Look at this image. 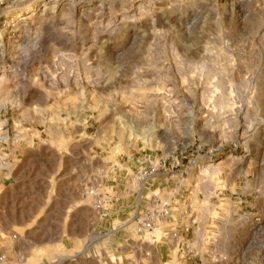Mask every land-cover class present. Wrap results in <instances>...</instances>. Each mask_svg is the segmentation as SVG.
<instances>
[{"label": "rangeland", "instance_id": "rangeland-1", "mask_svg": "<svg viewBox=\"0 0 264 264\" xmlns=\"http://www.w3.org/2000/svg\"><path fill=\"white\" fill-rule=\"evenodd\" d=\"M39 1L0 0V264H264V0H42L15 20ZM128 172L164 173L174 251L152 208L146 237L119 223L73 250L12 212L70 181L107 210Z\"/></svg>", "mask_w": 264, "mask_h": 264}, {"label": "crops", "instance_id": "crops-1", "mask_svg": "<svg viewBox=\"0 0 264 264\" xmlns=\"http://www.w3.org/2000/svg\"><path fill=\"white\" fill-rule=\"evenodd\" d=\"M163 174L157 173L152 177H136L132 172L125 173L122 179L123 184L119 188H117L118 185L111 186L116 193L109 201L110 204L107 210H100L97 207L96 198L98 197L88 195L90 199L89 197L84 198L82 194H77L70 181L65 184L64 191L57 192L58 197L49 205L45 203V197L42 201L34 202V196L29 194L27 197L28 199L31 198L32 202H27L28 206L24 205L21 202L24 196L20 193L19 201H12V212L20 215L30 213L34 218L35 215L43 212L44 216L40 219L41 221L38 220V223L43 224L41 229H43L42 237L45 241L44 248L55 245L73 250L76 247L87 245L84 233L90 231V229L110 228L113 231L119 223L122 225L128 223L126 230L129 238L146 237L145 234L136 233V230L139 227L141 228V221H144L143 217L146 210L152 211L154 209L153 212H156L153 219L155 222L154 229L155 231L160 230L163 237L159 238L160 242L155 241L152 239L155 236V231H152L149 239L153 241L152 245L154 244L158 248V253H163L165 246L166 249L169 248L172 251L173 248L174 251V243L165 236V233L178 228L179 224L173 218L178 213L171 211V218H165L167 211L174 210V207L171 203L161 199L164 192L160 183L164 180ZM117 181H119L118 177ZM28 185L30 187L31 183ZM163 219L165 220L162 221ZM86 260L98 261L96 257L86 258Z\"/></svg>", "mask_w": 264, "mask_h": 264}, {"label": "bare ground", "instance_id": "bare-ground-1", "mask_svg": "<svg viewBox=\"0 0 264 264\" xmlns=\"http://www.w3.org/2000/svg\"><path fill=\"white\" fill-rule=\"evenodd\" d=\"M45 1V0H44ZM49 2V1H48ZM45 4L43 3V1H39L38 3H36L33 8H30V9H27L23 12H20L16 17H15V20H18L20 19L22 16L24 15H28L27 17H30V16H33V15H36V14H39V13H44L45 12ZM48 8V7H47ZM53 8V7H52ZM50 11V10H49ZM48 12V11H47ZM18 13V12H17ZM37 16V15H36ZM20 20H24V17L23 19H20ZM25 23V22H24ZM27 25V24H26ZM9 28V27H8ZM15 33V32H14ZM20 34V33H19ZM9 40V39H8ZM16 40H19V39H16ZM10 41V40H9ZM9 44V43H8ZM203 47V46H202ZM1 54V53H0ZM22 214V213H21ZM17 217V216H16Z\"/></svg>", "mask_w": 264, "mask_h": 264}, {"label": "built area", "instance_id": "built-area-1", "mask_svg": "<svg viewBox=\"0 0 264 264\" xmlns=\"http://www.w3.org/2000/svg\"><path fill=\"white\" fill-rule=\"evenodd\" d=\"M153 172H154L153 170H150V172H149V173H150V174H152Z\"/></svg>", "mask_w": 264, "mask_h": 264}]
</instances>
